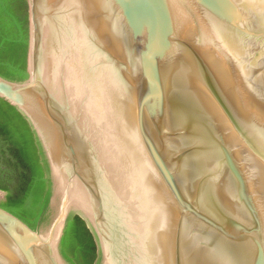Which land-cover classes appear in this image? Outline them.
I'll return each instance as SVG.
<instances>
[{"label":"water","instance_id":"1","mask_svg":"<svg viewBox=\"0 0 264 264\" xmlns=\"http://www.w3.org/2000/svg\"><path fill=\"white\" fill-rule=\"evenodd\" d=\"M28 120L51 197L33 229L0 206V264H264V0H28ZM6 192L0 191V201Z\"/></svg>","mask_w":264,"mask_h":264},{"label":"trees","instance_id":"2","mask_svg":"<svg viewBox=\"0 0 264 264\" xmlns=\"http://www.w3.org/2000/svg\"><path fill=\"white\" fill-rule=\"evenodd\" d=\"M28 0H0V75L16 81L28 78ZM0 206L36 229L46 219L51 197L49 167L26 117L0 97ZM61 250L71 264H95L94 234L79 215H71Z\"/></svg>","mask_w":264,"mask_h":264}]
</instances>
